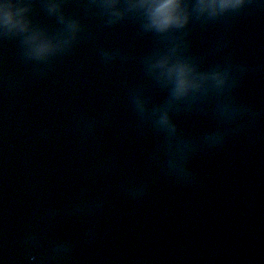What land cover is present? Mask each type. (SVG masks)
<instances>
[{"label":"water","instance_id":"water-1","mask_svg":"<svg viewBox=\"0 0 264 264\" xmlns=\"http://www.w3.org/2000/svg\"><path fill=\"white\" fill-rule=\"evenodd\" d=\"M32 3L33 25L55 35L57 18ZM62 3L84 30L50 65L25 60L19 37L0 38V264H264V81L247 10L189 25L201 70L250 69L231 92L250 111L228 120L212 94L171 113L198 145L185 162L195 180L184 182L167 167L166 133L130 96L142 89L149 107L168 98L144 70L154 35L131 18L108 26L89 0ZM102 51L120 55L105 62ZM215 132L223 143L207 144ZM64 242L72 250L57 256Z\"/></svg>","mask_w":264,"mask_h":264},{"label":"clouds","instance_id":"clouds-1","mask_svg":"<svg viewBox=\"0 0 264 264\" xmlns=\"http://www.w3.org/2000/svg\"><path fill=\"white\" fill-rule=\"evenodd\" d=\"M42 3L49 15L55 16L62 25L55 35L33 25L30 19L32 0H0V38L19 37L25 60L50 65L55 58L73 49L84 29L79 19L64 12L62 0H42ZM255 4L256 0H89L90 9L95 8L97 15L106 17L108 26L135 19L142 34L151 33L156 38L157 47L143 59L144 70L157 85L168 90V98L161 105L149 107L151 98L142 89H133L130 96L141 120L151 122L158 131L166 133L162 148L170 157L167 167L184 182L195 180L185 162L198 145L179 136L171 113L190 108L212 94L222 98L217 106L218 112L228 120H235L250 111L231 98L232 90L239 83V74L250 69L229 60L209 70H201L198 59L189 54V25L192 22L207 25L236 17ZM118 55V52L102 51L105 62ZM93 129L94 123L89 122L87 130L91 132ZM225 135L223 132L209 133L204 141L210 145L222 144ZM129 191L133 196H140L146 187L136 186ZM39 240L38 234L26 237L30 245ZM71 250L69 242L55 248L57 256Z\"/></svg>","mask_w":264,"mask_h":264}]
</instances>
